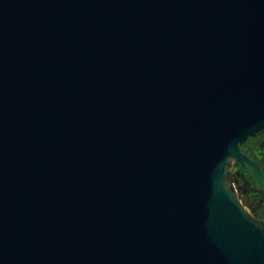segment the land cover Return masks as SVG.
I'll use <instances>...</instances> for the list:
<instances>
[{"label":"water","instance_id":"water-1","mask_svg":"<svg viewBox=\"0 0 264 264\" xmlns=\"http://www.w3.org/2000/svg\"><path fill=\"white\" fill-rule=\"evenodd\" d=\"M263 132L264 0H0V264H264Z\"/></svg>","mask_w":264,"mask_h":264},{"label":"flooded vegetation","instance_id":"flooded-vegetation-1","mask_svg":"<svg viewBox=\"0 0 264 264\" xmlns=\"http://www.w3.org/2000/svg\"><path fill=\"white\" fill-rule=\"evenodd\" d=\"M239 152L255 164L264 177V132L248 138L238 146ZM264 181L253 178L246 166L232 161L227 168V184L234 190L238 200L246 207L250 216L264 224Z\"/></svg>","mask_w":264,"mask_h":264},{"label":"rangeland","instance_id":"rangeland-1","mask_svg":"<svg viewBox=\"0 0 264 264\" xmlns=\"http://www.w3.org/2000/svg\"><path fill=\"white\" fill-rule=\"evenodd\" d=\"M261 187L262 188H264V183H262V185H261ZM232 189V188H231ZM232 192L235 194V196H236V193L234 192V190L232 189ZM236 198H237V196H236ZM238 199V198H237ZM239 201V200H238ZM240 202V201H239ZM240 204L243 206V204L240 202ZM245 209H246V207L245 206H243ZM246 211L248 212V210L246 209Z\"/></svg>","mask_w":264,"mask_h":264}]
</instances>
